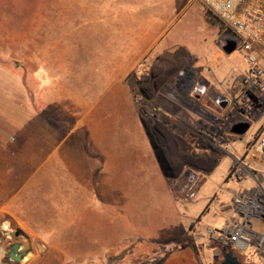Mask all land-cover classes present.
<instances>
[{"label": "crops", "instance_id": "crops-1", "mask_svg": "<svg viewBox=\"0 0 264 264\" xmlns=\"http://www.w3.org/2000/svg\"><path fill=\"white\" fill-rule=\"evenodd\" d=\"M40 1L31 14L37 23H25L22 31L94 35L84 40L70 39L68 57H59L52 66L39 62L33 73L27 56L14 61L0 52V226L29 227L33 219H68L69 232L75 226L79 234L80 225L85 229L95 221L101 225L100 239L108 241L105 248L133 242L134 258L125 259L129 264H215V260H223V250L204 238L200 229L208 219H196L195 213L186 218L180 211L188 212L194 203V199L180 200L185 197L184 191L194 189L196 196L209 183L222 188L235 179L232 171L239 160L264 181V165L247 156L255 133L264 127V100L250 106L242 98L238 81L248 67L239 70L231 54L218 45L221 24L212 22L199 0ZM194 3L204 9L203 16L216 27L212 41L201 47L179 41L177 30L172 31L178 18ZM47 4L53 5L52 12ZM9 15L18 14L8 10L7 0H0V16ZM50 15L56 19L51 28L45 27ZM4 25L0 24V31L13 30ZM130 32L135 33L133 43L124 47L120 41ZM141 40L152 50L147 68L166 78V143L178 146L177 124L188 131L181 135L187 143L185 148L169 159L172 167L183 160L193 166L192 178L178 186L171 180L181 176L163 175L153 154L143 147L146 141L135 135L133 93L126 81L147 58L137 44ZM6 45L7 40L0 42V47ZM254 52L262 66L264 49ZM39 69L51 81L47 93L44 90V100L40 91L32 88L34 79L41 77ZM5 71L22 74L15 90L11 75L12 83L5 87ZM59 73H68L69 79H58ZM105 76L114 80L110 89L116 88L115 103L92 107L89 94ZM184 77L189 79L182 83ZM83 80H88L85 89L77 86ZM110 112L122 134L92 137L88 129L94 122L105 125ZM236 119L252 122L251 137L246 136L249 131L243 136L229 131ZM241 143L245 146L240 147ZM113 171L115 174L110 173ZM178 189L182 195L173 194ZM161 192L170 195L165 203L178 219L172 214L162 218L155 214L153 200ZM212 200L209 206L215 203L219 208L212 220L225 227L232 220V204ZM110 205H121L120 218L112 216ZM81 237L92 240L91 236Z\"/></svg>", "mask_w": 264, "mask_h": 264}, {"label": "rangeland", "instance_id": "rangeland-1", "mask_svg": "<svg viewBox=\"0 0 264 264\" xmlns=\"http://www.w3.org/2000/svg\"><path fill=\"white\" fill-rule=\"evenodd\" d=\"M10 0H7V8L11 10L13 13H17L18 15H9V16H0V24H6L7 28H12V31L3 32L0 31V42L7 40L6 47H0V52L3 53L4 56H12L14 61H19L21 57H28L29 59V70L30 72H34L39 62H43L45 66H52V63L56 61L59 57H68L71 49L68 47V43L70 39L74 40H84L87 38H91L94 33H85V32H59V31H22L21 28L25 23H37L36 17H32V13L36 12L38 9V4L40 0H12V6L9 3ZM48 11L52 12L53 5L47 4L45 6ZM22 8V9H21ZM24 13V14H21ZM212 22L219 24V21L212 16L209 12H207ZM204 9L200 8L198 3H194L189 8L184 11V13L178 18L177 23L172 27V31L178 32V40L188 43H193L195 45L201 44L208 45L212 39L213 34L215 32L216 27H213L210 23L207 22L206 18L203 16ZM35 18V20H34ZM38 19V18H37ZM49 23L45 27H52V24L55 23L56 19L54 16L50 15L49 19H46ZM223 30V29H222ZM223 34V33H222ZM135 33L130 32L129 36L122 38L120 42H123L124 47H130V44L133 43ZM136 39V37H135ZM137 44L140 45L142 51L145 52L147 58L139 64L136 73L141 72L147 66V62L149 61V56L152 53V50L146 48V41H138ZM262 47L255 46L254 49ZM253 49V52H254ZM77 51L80 48L76 49ZM82 51L84 50L81 49ZM115 52L111 54L114 57ZM85 54V53H84ZM255 54V52H254ZM256 55V54H255ZM87 56V55H86ZM231 60L236 64L239 70L242 72L247 69L248 64L246 60V54L240 50L239 48L235 50L231 55ZM261 63L264 67V54H261ZM112 66V65H110ZM116 66V65H114ZM40 70V69H39ZM117 71V70H115ZM41 73V77H37L34 79V83L32 88L35 90H39L41 95L40 97L44 100V93L48 91L51 86V81H49V77L45 74L42 69L39 71ZM116 73V72H115ZM5 75H7L6 86L10 87L12 81L9 80V75H11V79L14 81V90L16 88L15 84H18L21 73L20 71L15 72L14 75L11 73L8 74L5 71ZM64 77V79H69V75L67 74H58V79ZM84 77V75H83ZM96 81V79H93ZM112 78L110 76L104 77L101 84L100 81L97 83V88L94 89L93 94H89L88 102L92 103V107H108L107 105H114L116 98V88L111 90V85L114 84ZM91 83V82H90ZM88 85V80H83L79 85L80 88L85 89ZM0 86L2 83L0 82ZM47 89V90H46ZM102 91V99H100L99 94ZM110 89V90H108ZM44 90H46L44 92ZM81 90V89H80ZM43 91V92H42ZM262 100L259 102L262 103ZM110 107V106H109ZM114 113L110 112V120L104 125L100 122H94L92 127L88 129V132L92 137H103L107 135V137H117L121 135V127L117 125L116 119L111 117ZM96 113L93 114V117ZM91 119V115L88 117V123ZM251 131L247 133V137H251ZM127 134V133H126ZM250 134V135H249ZM104 146V145H103ZM112 146L111 144L109 145ZM244 144H240V147H244ZM111 168V166H110ZM112 171V169H110ZM115 174V172H110ZM192 175L181 176V178L172 179L173 185L180 183L181 181L187 180V178H192ZM115 179V175H112ZM214 182H216L213 179ZM170 182V179H169ZM240 184L236 179H230L228 184H223L222 188L216 187L215 185L206 184L203 189H200L199 193L196 194L194 198L193 205L189 208L188 212L184 211V209H180L181 213L184 214V217H194L197 214L196 219H208L205 220L200 226L202 229L203 237L206 239H210L207 228L213 227L218 231H221L223 227L220 224L215 225L212 219H215V216L219 214V208L217 205L212 204L209 206L210 201L222 203H230L233 195V190L239 188ZM233 191V192H232ZM174 195H179L177 191L173 192ZM169 194L165 192L159 193L155 200H153L154 204L157 206L156 215L159 218H162L164 215H171L174 219H178L177 215L171 212V207L165 203L169 198ZM164 200V202L162 201ZM113 202V199H110V203ZM115 203V201H114ZM152 203V204H153ZM113 204V203H112ZM209 206V210L206 209ZM111 208L109 210L113 217L121 216L120 209L121 205L114 206L110 205ZM106 208V207H105ZM218 208V209H217ZM107 209V208H106ZM108 211V209H107ZM114 211V212H113ZM206 211V212H205ZM205 212V213H204ZM32 225L29 227L26 226H15V225H2L0 226V237L5 236V241L7 244H11L12 246L15 243H21L23 251L26 252V256L23 260L28 258L26 264H129L130 260L126 257H130V259L134 258V253L132 252L135 245L133 242H124L121 245L118 244L114 247L105 248L108 243L107 240H101V225L92 222L90 225H86V228L83 229V225H80V233L77 234L74 230L69 232V223L68 219H33ZM91 227V228H90ZM86 232V233H85ZM84 233V234H83ZM91 236L92 240H83L81 236ZM11 236L12 239L8 238ZM211 240V239H210ZM105 246V247H104ZM215 247L224 250L219 245L215 244ZM136 248V247H135ZM88 252V254H84ZM224 252V251H223ZM235 256L239 259V261L243 264H247L248 258L251 257V252H240L237 250H233ZM10 253V252H9ZM224 256V253L222 257ZM8 257V256H7ZM223 260L217 259L215 260V264H221ZM23 262V261H22ZM22 262L20 264H22ZM5 264H16L8 258L5 260ZM252 264H261L259 263V259L255 257L253 259Z\"/></svg>", "mask_w": 264, "mask_h": 264}, {"label": "built area", "instance_id": "built-area-1", "mask_svg": "<svg viewBox=\"0 0 264 264\" xmlns=\"http://www.w3.org/2000/svg\"><path fill=\"white\" fill-rule=\"evenodd\" d=\"M199 1L219 21L226 37L241 41L239 49L246 54L248 69L239 79L238 85L243 90L242 98L247 104H259L264 98V67L260 65L253 49L255 46L264 49V0ZM247 156L264 165V127L255 133L247 149ZM232 175L242 185L232 196V220L221 231L208 227L207 233L213 243L225 250L251 252L248 258L250 264L255 257L259 263L264 264V181L241 160ZM248 182L253 184L248 186ZM177 192L182 195L180 190ZM194 192V189L184 191L185 197L180 200L194 199ZM8 238L12 239L11 236ZM5 239V236L0 237V264H5L12 250L11 244H7Z\"/></svg>", "mask_w": 264, "mask_h": 264}, {"label": "flooded vegetation", "instance_id": "flooded-vegetation-1", "mask_svg": "<svg viewBox=\"0 0 264 264\" xmlns=\"http://www.w3.org/2000/svg\"><path fill=\"white\" fill-rule=\"evenodd\" d=\"M165 75L156 76L146 68L128 77L127 84L132 87V100L135 107V135L146 142L143 147L153 154L159 171L167 177L188 176L193 174V166L186 160L181 165L172 167L170 158L176 157L182 147L185 148V140L181 135L186 134L187 129H181L177 124L178 146L166 143L165 124L168 122L165 111L166 82ZM189 77L181 78L184 83ZM222 264V263H221Z\"/></svg>", "mask_w": 264, "mask_h": 264}, {"label": "water", "instance_id": "water-1", "mask_svg": "<svg viewBox=\"0 0 264 264\" xmlns=\"http://www.w3.org/2000/svg\"><path fill=\"white\" fill-rule=\"evenodd\" d=\"M218 45L226 54H232L235 50L239 48V46L241 45V41L238 39H230L226 37L225 34H222L218 39ZM251 126L252 122L248 119H236L234 124L229 127V131L243 136L250 130ZM223 251L224 256L222 264H243L235 256L233 251L225 249ZM25 256L26 252L23 251L22 244L15 243L12 246L11 252L9 253L8 260L16 264H20Z\"/></svg>", "mask_w": 264, "mask_h": 264}, {"label": "bare ground", "instance_id": "bare-ground-1", "mask_svg": "<svg viewBox=\"0 0 264 264\" xmlns=\"http://www.w3.org/2000/svg\"><path fill=\"white\" fill-rule=\"evenodd\" d=\"M27 261H29L28 258H26L25 260H23L22 264H26Z\"/></svg>", "mask_w": 264, "mask_h": 264}]
</instances>
